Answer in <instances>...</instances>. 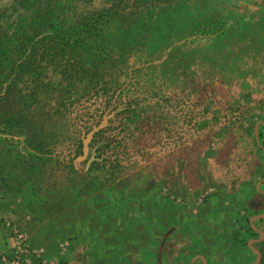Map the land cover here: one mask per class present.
<instances>
[{
  "label": "rangeland",
  "instance_id": "obj_1",
  "mask_svg": "<svg viewBox=\"0 0 264 264\" xmlns=\"http://www.w3.org/2000/svg\"><path fill=\"white\" fill-rule=\"evenodd\" d=\"M47 1L71 2L0 0L14 87L0 108V264H264V24L235 29L242 14L261 22L264 0H74L122 13L148 50L117 66L106 15L89 57L46 39L59 73L38 85L66 101L67 128L35 144ZM73 56L95 64L92 90L61 77Z\"/></svg>",
  "mask_w": 264,
  "mask_h": 264
},
{
  "label": "trees",
  "instance_id": "obj_2",
  "mask_svg": "<svg viewBox=\"0 0 264 264\" xmlns=\"http://www.w3.org/2000/svg\"><path fill=\"white\" fill-rule=\"evenodd\" d=\"M73 1L74 0H71L68 5H64L63 7H58L57 4L54 5L55 3H49V1H47L41 5L44 8L36 10L35 19H38L36 31L39 34L35 46H39L40 43L42 46L38 51L40 55L37 57L38 61L35 67V103H31L30 105V116L32 118L35 117V121H32L29 126L32 129L35 128V135H39V137L42 136L45 140L42 141L39 139L35 144H37V142L38 144H54L52 139L51 141L49 140L54 129L59 127L60 130H65V128H67V119L64 117L65 111L63 110L66 108V101L60 100L57 105L52 106L46 99V94L49 91L45 90L42 94L39 87L40 85H38L39 81L44 82L45 80H48L47 85H52V76L47 74V70L51 71V66L54 67L53 71H55V73H59L57 66L54 63L52 64L54 50L44 49L46 39L53 40L51 36L55 35L57 32L63 35V42L70 45L72 44L75 47L73 50H86V55L89 57L91 56L90 52L95 39L99 37L101 32H107L109 24L102 20L106 15L111 22V29L117 26V29L112 31L114 47L116 48L114 50V57L118 63L117 66L126 64L133 55H136L133 52L138 46L143 45L148 50L149 38L140 36L139 34L136 36L135 33H131L129 30L130 23H128L127 26L124 25L123 15L119 11L103 10L100 12L99 9H96L93 11L79 12V9L77 10V6ZM74 9L76 10L75 12L73 11ZM227 11H229V16L237 13L231 8H227ZM237 14H239V12ZM259 14L263 18L261 22H254L250 16L245 14H242L240 17L237 16L235 29L242 30L252 25L255 27L256 24H264V12L257 13V16H259ZM41 34L43 35L42 38L40 37ZM122 37L124 41H122ZM103 44L102 42L101 45ZM6 52V44L2 45L0 41V108H6V105L10 103V98H8L10 96L9 92H14V87H12L10 83L11 69L8 59L5 57ZM71 60V63L68 60V63L63 65L61 77H65L63 79L69 82L72 81L78 84L82 91L93 89V87L96 86L95 80L98 78L96 76V70L94 69L95 64L91 61L89 63H84V61H80L74 56L71 57ZM41 75L43 76L41 77ZM54 118H59L60 120H58V122H63L64 124L59 126L58 123H55ZM69 138L71 139V136Z\"/></svg>",
  "mask_w": 264,
  "mask_h": 264
},
{
  "label": "built area",
  "instance_id": "obj_3",
  "mask_svg": "<svg viewBox=\"0 0 264 264\" xmlns=\"http://www.w3.org/2000/svg\"><path fill=\"white\" fill-rule=\"evenodd\" d=\"M13 231L15 232V235L21 240L24 241V233L21 231V229L18 228V226H14Z\"/></svg>",
  "mask_w": 264,
  "mask_h": 264
}]
</instances>
